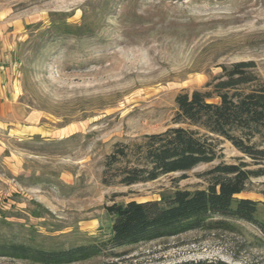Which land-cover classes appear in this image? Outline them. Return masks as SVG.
Segmentation results:
<instances>
[{
    "label": "rangeland",
    "instance_id": "rangeland-1",
    "mask_svg": "<svg viewBox=\"0 0 264 264\" xmlns=\"http://www.w3.org/2000/svg\"><path fill=\"white\" fill-rule=\"evenodd\" d=\"M240 61H254L264 81V0H0V65L22 104L0 123V246L106 240L107 207L206 189L204 173L246 161L220 141V158L186 178L103 182L116 143L175 127L177 95ZM249 189L241 197L264 201V177ZM227 223L123 249L117 264H264L263 234ZM0 264L30 263L0 256Z\"/></svg>",
    "mask_w": 264,
    "mask_h": 264
},
{
    "label": "trees",
    "instance_id": "trees-1",
    "mask_svg": "<svg viewBox=\"0 0 264 264\" xmlns=\"http://www.w3.org/2000/svg\"><path fill=\"white\" fill-rule=\"evenodd\" d=\"M221 69L202 90L177 95L175 127L132 143H116L106 156L103 182L130 187L176 173L186 178L198 166L220 158V141L231 143L246 161L214 166L202 175L208 179L206 189L177 190L159 201L107 207L112 221L106 240L60 250L12 243L0 246V256L30 264H87L100 258L117 264L130 253L123 249L193 231L221 229L228 226L227 220L251 224L264 236L260 216L264 201L241 197L251 190L253 179L264 177V81L254 61L221 65Z\"/></svg>",
    "mask_w": 264,
    "mask_h": 264
},
{
    "label": "crops",
    "instance_id": "crops-1",
    "mask_svg": "<svg viewBox=\"0 0 264 264\" xmlns=\"http://www.w3.org/2000/svg\"><path fill=\"white\" fill-rule=\"evenodd\" d=\"M5 70V66L0 65V123L3 122V119L8 123L7 119L10 115H14L16 107L18 109L22 107L17 85L13 84L11 80L9 83L7 82L6 74L8 73ZM9 122L13 124V122Z\"/></svg>",
    "mask_w": 264,
    "mask_h": 264
}]
</instances>
